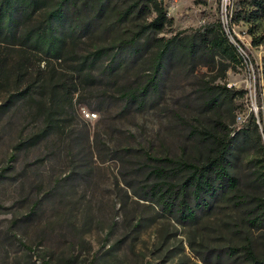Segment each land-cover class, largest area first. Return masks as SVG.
Instances as JSON below:
<instances>
[{"label":"rangeland","instance_id":"rangeland-1","mask_svg":"<svg viewBox=\"0 0 264 264\" xmlns=\"http://www.w3.org/2000/svg\"><path fill=\"white\" fill-rule=\"evenodd\" d=\"M127 1L111 3L121 8ZM236 1L161 0L170 23L158 37L189 33L201 23L217 19L227 25V31L230 26L248 49L249 59L239 49L244 65L230 67L225 78L216 69L173 67L160 84L158 102L141 108L134 104L123 108L125 101L115 90L121 83L132 82L137 68L116 84H80L73 98L75 115L69 122L90 134L85 174L70 171L71 161L59 143L47 150L43 142L26 152L15 151L13 156L18 141L38 123L18 114L10 122L4 120L7 118L0 121V264H41V259L61 264L71 256L74 264H243L242 252L230 249L240 247L247 238L264 253V228L255 229L246 221L253 199L264 197V187L249 164V148L235 161L244 205L222 203L194 223H181L133 193L147 183V170L153 164L145 159L146 151L157 156L201 158L206 149L194 132L196 128L215 130L220 118L234 133L250 127L245 122L250 112L258 117L255 94L264 42L252 45L248 22L230 23L227 11L234 10ZM253 25L256 35H264V14ZM127 28L126 22L120 29L106 32L103 39L107 41L100 42L109 46L118 39L117 43L128 37ZM88 43L86 35L81 37L79 52L86 53L83 49ZM69 63L63 62L62 67L67 69ZM93 74L97 75L98 69ZM212 77L215 84L225 83L246 93L213 114L205 105L207 82ZM95 135L104 144L96 145ZM36 201L35 221L18 232L13 221H25L24 214Z\"/></svg>","mask_w":264,"mask_h":264},{"label":"trees","instance_id":"trees-1","mask_svg":"<svg viewBox=\"0 0 264 264\" xmlns=\"http://www.w3.org/2000/svg\"><path fill=\"white\" fill-rule=\"evenodd\" d=\"M262 14L264 0H237L234 4L231 23L250 24L253 46L264 42V35L252 30L253 22ZM126 22L128 37H121L117 43L118 39L114 40L109 46L100 42L106 32L120 29ZM167 23L170 19L161 0H128L121 8L111 0H0V121L7 118L4 120L10 122L18 114L38 123L18 141L13 156L15 151L26 152L43 142L47 150L59 143L71 161L70 171L85 174L89 170L85 157L92 143L90 134L69 122L75 115L73 98L80 84H116L137 68L133 81L121 83L115 90L125 101L123 108L129 104L141 108L148 102H158L160 84L173 67L216 69L225 78L230 67L244 65L239 49L249 59L248 49L230 26L226 31L220 19L203 22L189 33L158 37ZM85 35L89 43L83 49L87 52L82 53L79 40ZM68 61L69 67L63 68V62ZM259 68L255 96L260 108L258 117L253 112L246 117L250 127L233 133L217 116L215 130L196 128L194 132L206 153L194 160L146 151L145 159L153 164L147 170V183L133 190L138 198L181 223H194L222 203L244 205L235 161L248 148L252 150V172L264 187V56ZM94 69H98L97 75ZM214 79L207 82L205 105L216 114L221 105L243 97L246 91L215 84ZM100 141L95 135L94 143L104 144ZM253 201L246 221L255 229L264 228V197ZM38 205V201L32 204L24 214L25 221H13L18 232L35 221ZM21 245L33 251L29 245ZM237 250L242 252L243 264H264V253L258 252L250 238L230 249L234 253ZM74 260L71 256L61 264H74ZM41 264L50 263L41 259Z\"/></svg>","mask_w":264,"mask_h":264},{"label":"built area","instance_id":"built-area-1","mask_svg":"<svg viewBox=\"0 0 264 264\" xmlns=\"http://www.w3.org/2000/svg\"><path fill=\"white\" fill-rule=\"evenodd\" d=\"M232 12H233V11H232L231 9L227 11V16H228V18H229V20H230V23H231ZM220 20H221V19H220ZM221 21H222V20H221ZM222 23H223V22H222ZM223 25H224V27H225V29H226V26H227V25H225L224 23H223ZM226 31H227V30H226Z\"/></svg>","mask_w":264,"mask_h":264}]
</instances>
